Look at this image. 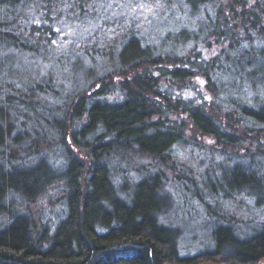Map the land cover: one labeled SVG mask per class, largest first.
Wrapping results in <instances>:
<instances>
[{
  "label": "trees",
  "instance_id": "16d2710c",
  "mask_svg": "<svg viewBox=\"0 0 264 264\" xmlns=\"http://www.w3.org/2000/svg\"><path fill=\"white\" fill-rule=\"evenodd\" d=\"M88 1L0 0V264H264V220L227 214L184 254L161 219L189 129L227 154V199L264 200V0H177L164 32L57 52ZM55 185L65 213L39 223L29 207Z\"/></svg>",
  "mask_w": 264,
  "mask_h": 264
},
{
  "label": "rangeland",
  "instance_id": "374dc122",
  "mask_svg": "<svg viewBox=\"0 0 264 264\" xmlns=\"http://www.w3.org/2000/svg\"><path fill=\"white\" fill-rule=\"evenodd\" d=\"M169 3L170 0H89L83 7H76L70 13L71 18L68 15L56 26L59 40L53 43L52 48L57 52L65 51L70 47V42L78 45L90 44L95 40L109 46L119 39L117 34L124 30L139 34L160 29L164 32L163 28L169 22L168 10L173 8L177 0ZM24 64L33 76H40L50 70L49 64L37 57L30 59L27 56ZM52 74L56 76V72ZM188 138L189 144L178 152L172 164L174 167L165 169L166 209L161 217L166 225L178 228L179 245L184 254L212 246V229L217 223L227 220V214L239 218L238 223L242 226H257L264 220V200L258 201L247 193L227 199V186L225 182L221 183V170H218L221 165L227 168V154L222 157L220 153L213 152V139L198 131L189 129ZM244 151L242 149L240 153ZM237 158L234 155V159ZM61 197L60 185H55L29 210L39 223L49 221L55 225L65 213ZM16 205L20 207L19 203Z\"/></svg>",
  "mask_w": 264,
  "mask_h": 264
}]
</instances>
